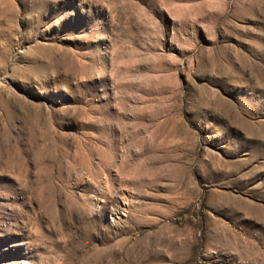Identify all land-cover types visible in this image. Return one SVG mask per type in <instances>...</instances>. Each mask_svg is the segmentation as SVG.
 Wrapping results in <instances>:
<instances>
[{
  "label": "rangeland",
  "instance_id": "rangeland-1",
  "mask_svg": "<svg viewBox=\"0 0 264 264\" xmlns=\"http://www.w3.org/2000/svg\"><path fill=\"white\" fill-rule=\"evenodd\" d=\"M0 264H264V0H0Z\"/></svg>",
  "mask_w": 264,
  "mask_h": 264
}]
</instances>
